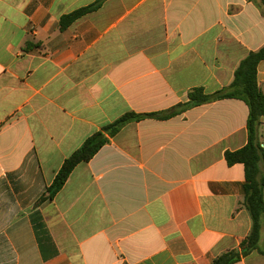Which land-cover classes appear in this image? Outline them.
<instances>
[{"label": "crops", "instance_id": "0c3cea01", "mask_svg": "<svg viewBox=\"0 0 264 264\" xmlns=\"http://www.w3.org/2000/svg\"><path fill=\"white\" fill-rule=\"evenodd\" d=\"M96 1L0 0V264H211L239 250L245 168L225 158L248 142L238 99L125 125L41 200L92 134L229 86L264 46L260 0H105L61 30ZM257 79L264 91V61ZM260 135L264 147V120Z\"/></svg>", "mask_w": 264, "mask_h": 264}, {"label": "trees", "instance_id": "16d2710c", "mask_svg": "<svg viewBox=\"0 0 264 264\" xmlns=\"http://www.w3.org/2000/svg\"><path fill=\"white\" fill-rule=\"evenodd\" d=\"M105 0L78 9L61 18V30L67 29L76 20L86 14L101 8ZM256 1V0H249ZM264 6V0H260ZM33 45H27V49ZM264 61V46L257 51L250 52L235 71L232 83L212 94H207L202 87H196L189 92L188 101L173 108L156 113L138 114L128 112L115 122L104 126L100 131L92 134L86 141L63 163L53 183L41 200H53L67 183L75 168L84 162H89L95 155L115 137L121 129L133 122L144 119L167 120L200 105L224 99H238L249 108L247 121L248 142L236 151H227L225 158L229 166L243 164L245 168V194L243 206L249 211L252 219L250 234L241 242L239 250H229L216 257L211 264H235L254 251L264 255L260 249L262 226L264 223V147L261 144L260 129L264 120V91L258 85L257 72Z\"/></svg>", "mask_w": 264, "mask_h": 264}]
</instances>
